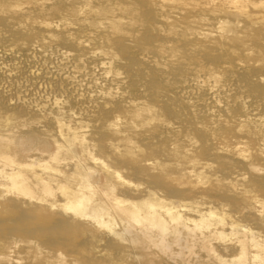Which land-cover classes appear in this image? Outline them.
I'll return each mask as SVG.
<instances>
[{"label":"bare ground","instance_id":"1","mask_svg":"<svg viewBox=\"0 0 264 264\" xmlns=\"http://www.w3.org/2000/svg\"><path fill=\"white\" fill-rule=\"evenodd\" d=\"M198 3L0 0V181L5 170L23 186L51 189L55 180L69 204L76 182L83 207L104 192L124 227L146 231L176 264H258L264 179L239 181L249 161L242 143L229 151L227 125L264 116V84L256 64L237 62L210 35ZM253 44L264 50V36ZM62 98L68 103L54 107ZM114 108L130 124L101 127ZM105 135L138 155L115 182L94 163ZM94 211L103 219L107 210ZM31 214L14 204L0 209V224L22 226Z\"/></svg>","mask_w":264,"mask_h":264},{"label":"clouds","instance_id":"2","mask_svg":"<svg viewBox=\"0 0 264 264\" xmlns=\"http://www.w3.org/2000/svg\"><path fill=\"white\" fill-rule=\"evenodd\" d=\"M174 3L176 0H164L161 6ZM196 6L205 10L203 20L205 26L211 28L210 35L225 42L229 54L237 62L256 64L260 69L257 73L259 82L264 84V50H259L253 44L257 33L264 36V0H199ZM9 10L15 9L10 6ZM81 15L83 13L77 11L73 19L78 20ZM220 80H223V76ZM67 103L62 98L56 100L53 106L63 107ZM112 112L114 115H109L101 127L112 129L116 123L130 124L118 108L112 109ZM135 127L131 124V128ZM227 130V141L232 144L229 151L237 152L235 145L242 143L244 159L249 161V174L240 175L239 181L248 183L249 175L253 173L264 179V116L258 120L247 118L228 122ZM117 139L105 135L99 142L94 161L98 176L111 173L113 182L121 172L128 175L138 158L137 154L126 151V143H112ZM219 139L221 143L224 142V137ZM193 145L198 147L196 141H193ZM138 152L142 153L143 149ZM257 159L260 160L259 164L254 162ZM144 161L147 163L146 157ZM115 169L120 171H113ZM149 171L154 172L155 168H149ZM56 179L60 183L69 182V178ZM214 179L212 177L202 187H212ZM76 186V182L70 184L73 203L69 204V196L61 191L55 180L51 189L36 180L23 186L10 179L9 172L5 170L0 181V209L19 204L32 214L22 226L0 224V264H176L174 258L177 254L155 243L146 231L131 225L124 227L126 218L104 192L97 193L90 207L77 203L80 196ZM99 207L107 210L103 219L94 211ZM261 207L264 208V202ZM260 216L264 219V211ZM113 221L118 223L109 228ZM84 237L90 238L91 243L81 247L78 241ZM106 240L112 242L113 248L105 247ZM257 259L258 264H264V249Z\"/></svg>","mask_w":264,"mask_h":264}]
</instances>
